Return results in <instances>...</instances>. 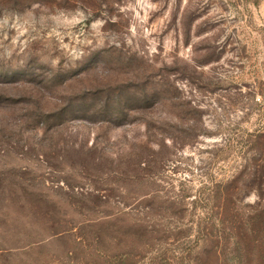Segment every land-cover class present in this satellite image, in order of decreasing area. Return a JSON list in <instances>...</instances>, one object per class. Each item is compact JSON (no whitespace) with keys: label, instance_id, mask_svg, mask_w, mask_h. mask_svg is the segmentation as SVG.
<instances>
[{"label":"rangeland","instance_id":"rangeland-1","mask_svg":"<svg viewBox=\"0 0 264 264\" xmlns=\"http://www.w3.org/2000/svg\"><path fill=\"white\" fill-rule=\"evenodd\" d=\"M260 191L264 0H0V264H264Z\"/></svg>","mask_w":264,"mask_h":264},{"label":"trees","instance_id":"trees-1","mask_svg":"<svg viewBox=\"0 0 264 264\" xmlns=\"http://www.w3.org/2000/svg\"><path fill=\"white\" fill-rule=\"evenodd\" d=\"M144 158H149V157H144ZM140 159H138V161H136V166H138L140 169H143L144 172L146 170H149L148 166H150V158L146 159V160H144V159L140 160ZM65 184L67 186L66 192H65L67 195L75 197V198H81V200H82L81 203H79V201H74V204L77 205L79 208V210H77V211L81 215L93 214V213L98 214L101 212L104 214V215H102L101 218H111L110 216H115V218H116V217H119V215L129 216L131 213L130 211H128V210H132L131 207H127L125 209H119L118 211H116V213H107V211L104 210L105 207H108L107 205H104V203H107L105 199H107V197L109 196L108 194H106L107 189H100L99 187H94V186L91 188L86 187V188L73 189V186L70 185L69 183H65ZM68 187H70V188H68ZM0 195H1V193H0ZM16 195H17V199L20 202L21 206L28 204L36 212L43 211L45 213V216H49V214L57 216V214L59 212L58 211L60 208L59 205L56 203H53L49 199V196H47V195L38 194L39 197L34 199V200H30L29 198H27V191L26 190H23L22 193H17ZM258 197L260 198V202L262 205V201L264 200V191H263V193L260 191ZM62 221L64 224L63 223H61V224H63L65 227L63 229L57 230L53 233L54 236H58L60 239L65 238L69 234L71 235L74 232H80L79 234L82 237L83 236V234L81 233L82 231H83V233L84 232L86 233V232L91 231V229L95 228V227L99 228L98 232L100 233L102 231L103 225H105L106 223H109L110 220L99 221V220H93V219H86L85 221H83L79 224L76 223L77 225L75 224V226L68 227V228H66L67 225H65L66 219L62 220ZM134 226H136V225H134ZM138 226H139V228H137L136 230H133L132 231L133 233H135L137 235H145V234H147V232H150V231H148L149 225L138 224ZM141 232H142V234H140ZM72 235H74V234H72Z\"/></svg>","mask_w":264,"mask_h":264}]
</instances>
